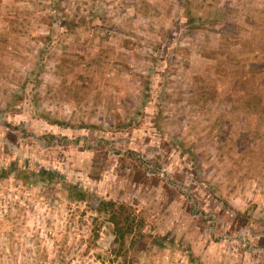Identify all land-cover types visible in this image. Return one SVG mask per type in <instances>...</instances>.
Masks as SVG:
<instances>
[{"label":"rangeland","instance_id":"374dc122","mask_svg":"<svg viewBox=\"0 0 264 264\" xmlns=\"http://www.w3.org/2000/svg\"><path fill=\"white\" fill-rule=\"evenodd\" d=\"M4 169L0 264H264V0H0Z\"/></svg>","mask_w":264,"mask_h":264},{"label":"trees","instance_id":"16d2710c","mask_svg":"<svg viewBox=\"0 0 264 264\" xmlns=\"http://www.w3.org/2000/svg\"><path fill=\"white\" fill-rule=\"evenodd\" d=\"M50 40L51 37H45L44 41L50 42ZM44 41L43 43L46 49H44L45 51H43L42 55L46 58L49 55L50 46L47 47V43ZM127 45L128 44L125 43V46ZM16 172L15 169H4L0 171V180L8 179L14 173L16 174ZM40 175H42L41 179L44 181H53L55 179V173L52 171L45 172L42 170ZM75 187L78 188V193L86 195V192L82 188H79V186ZM80 200L84 201V198H81ZM91 202L90 209L97 214H106L108 221L113 226L114 241L111 245V252L117 258L121 255V252L126 249L127 245L128 249H137V253H141L147 249L150 235L146 233L143 223L141 224L137 220L127 205L99 198H93ZM127 253L128 251L125 252V255H127ZM135 261L136 259H133V262Z\"/></svg>","mask_w":264,"mask_h":264}]
</instances>
